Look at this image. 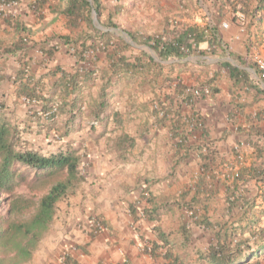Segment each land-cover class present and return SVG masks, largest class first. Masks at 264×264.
I'll list each match as a JSON object with an SVG mask.
<instances>
[{"label":"crops","instance_id":"crops-1","mask_svg":"<svg viewBox=\"0 0 264 264\" xmlns=\"http://www.w3.org/2000/svg\"><path fill=\"white\" fill-rule=\"evenodd\" d=\"M18 1L20 4L14 14L0 18V103L6 105L3 113L14 108L13 113L26 114V105L18 96L20 81L19 78L16 80L17 74L24 69V75L32 81L44 77L45 93L62 76L61 72L55 73L56 69L75 73L83 66L67 50L64 37L75 39L91 32L85 24L75 30L67 29V18L63 14L66 2L52 1L34 9L37 0ZM100 1L105 6L102 20L111 17L119 22L130 16L133 24L128 31L140 36L164 34L165 22H181L195 25L198 30L213 26L218 40L214 44L207 39L199 41L197 50L179 60L163 59L155 49L131 41L126 33L121 36L132 47L126 55L140 56L146 67H150L143 76L132 80L128 75L124 76L120 84L127 86V91L120 94L117 90L111 97L112 108L121 115V130L115 131H118L115 138L125 132L136 138V147L125 158H119L111 151L103 155L100 148L91 151V157L100 159L103 155L104 160L95 174L93 171L90 180H103L86 197L79 194L67 204H59L61 212L56 210L49 231L25 264H60L59 257L68 245L78 247L74 256L80 264H162L159 253L153 257L145 249L153 243L162 244L160 233L170 235L169 243L178 242L183 223L191 229L195 248H204L213 241L208 231L193 222L198 217L191 218L182 206L183 194L200 172V153L205 152L193 149L188 157L180 160L186 151L177 152L168 123L155 124L154 103L158 96L161 97L159 89L167 75H153L156 70L153 62L162 64L165 70L173 65L171 78L178 77L188 85H199L210 91L205 98L195 99L193 106L183 104L181 111L188 116L196 113L203 119L205 132H196L188 144H214L219 156L215 158L217 164L234 161L233 148L241 144L244 164L249 165L254 159L248 141L258 138L257 131L264 132V80L254 62L255 55L264 57V7L256 10L260 0ZM153 16L162 18L158 31L149 25ZM240 16H243L242 22ZM145 18H149L148 22ZM97 27L101 31L108 30ZM155 30L157 32L152 33ZM52 47H58V50L49 57L46 52ZM112 50L99 52L95 66L86 63L94 73L91 79L94 87H89L90 84L85 87L91 96L98 94L103 84L102 74L110 71ZM90 95L85 94L86 99ZM86 109L83 107L84 111ZM131 126L133 134L129 133ZM98 138L102 139L100 135ZM111 141L106 139L104 146L107 148ZM145 186L152 194L154 206L167 205V212L158 222L142 215V210L149 207L140 196L147 192ZM249 186L251 192L256 191L254 182ZM132 204L138 207V219L129 210ZM212 205L224 208L223 196ZM91 216H99L105 223V230L100 235L93 236L84 230L86 220ZM191 262H195V258Z\"/></svg>","mask_w":264,"mask_h":264},{"label":"trees","instance_id":"trees-1","mask_svg":"<svg viewBox=\"0 0 264 264\" xmlns=\"http://www.w3.org/2000/svg\"><path fill=\"white\" fill-rule=\"evenodd\" d=\"M17 2L18 0H0L1 2ZM66 2L63 14L67 18V29L75 30L85 24L90 34L71 39L64 37L63 43L69 51L74 49L73 56L77 63L83 66L75 73H66L59 68L61 78L44 93L43 78L32 81L24 75V69L17 74L20 81L19 98H26L27 106L35 108L29 110L37 118V126L45 129L47 133L55 131L61 138H68L78 132L83 120H88L91 129L108 132L112 124L114 132L121 130V115L112 108V96L117 90L120 94L127 91V86L120 83L126 75L130 80L143 76L146 62L140 56L128 57L126 52L131 51V44L121 36L116 35L112 29H118L111 17L102 20L105 6L100 0H37L36 7L48 3ZM38 4V5H37ZM264 7V0L259 1L256 10ZM243 9V7L241 8ZM5 15L0 18H5ZM96 16L99 24L107 31H101L93 19ZM166 23V32L155 36H140L127 31L129 39L135 43L147 45L157 51L163 59H179L192 54L197 50L198 42L206 40L214 44L218 40V33L213 26L207 25L198 30L195 25ZM20 31V30H19ZM191 37V39H190ZM164 39V40H162ZM182 47H187L183 52ZM112 48L109 58L110 71L101 76L103 84L97 95H90L85 87H94L92 66L96 64L97 54ZM58 47L48 49L46 55L52 57ZM93 50L96 57L88 60L85 53ZM152 61V60H151ZM155 74L164 77L163 87L159 89L154 103L155 124L168 123L170 137L177 152L186 154L180 160L189 156L190 151L199 150L201 156L200 172L194 182L190 184L183 194V211L194 220L197 226L208 231L213 241L204 248H195L193 234L190 227L183 223L180 227V240L169 243L168 236L159 234L162 244L153 243L148 249L151 256L156 253L163 258L162 264H262L264 261V132L257 131V139H249L252 149L253 161L244 164L242 154L233 148V160L216 163L218 151L214 144L203 146H190L188 143L196 132H205L203 119L196 113L185 115L181 111L183 104L193 106L195 97L191 90L200 89L199 85L191 86L181 78H171L172 66L165 70L160 63L153 62ZM85 64V65H84ZM147 68V69H146ZM167 71V72H166ZM55 73H52L55 75ZM26 78V79H24ZM156 78V76H155ZM26 80V81H25ZM115 80V81H114ZM117 84V88L114 86ZM213 89L211 88V93ZM90 95L89 98L85 97ZM22 96V97H21ZM205 95H201L202 98ZM165 97L164 101L162 100ZM4 106V107H3ZM86 106V111L83 107ZM6 105H0V195H8L11 200L7 215H0V264L27 263L38 244L53 224L57 207L60 202L78 193L81 186L86 183V174L82 170L83 156L80 150H59L56 153L41 154L38 151L27 149L22 141L23 131L18 125H13L6 113ZM48 115L47 122L40 121L43 115ZM123 126V124H122ZM93 130V131H94ZM100 135L102 137L103 135ZM136 138L122 132L112 139L108 146L111 153L119 158H125L132 153ZM241 147V144L237 145ZM254 182L256 191L251 192L249 184ZM145 185H147L145 183ZM26 187L28 194H19L17 189ZM141 194L142 200L148 206L142 210L144 218L158 222L167 212V205L154 206L152 194ZM223 196L226 203L224 208L218 209L213 202ZM138 207L130 205L129 210L135 219H138ZM218 209V210H217ZM235 210L238 213L235 214ZM220 217H217V216ZM215 216V218H214ZM239 216V217H238ZM238 217V218H237ZM218 218V219H217ZM159 230V228L157 229ZM195 258V262H191ZM125 264V263H124Z\"/></svg>","mask_w":264,"mask_h":264},{"label":"rangeland","instance_id":"rangeland-1","mask_svg":"<svg viewBox=\"0 0 264 264\" xmlns=\"http://www.w3.org/2000/svg\"><path fill=\"white\" fill-rule=\"evenodd\" d=\"M144 20L145 22H148L149 18H145ZM161 20L162 18L160 19L158 17L153 16L151 17V20L149 21V25L157 30L159 29V27H161V23H162ZM93 21L96 26L101 27V25L99 24V20L96 16H94ZM114 23L118 26V29L117 30L112 29V31L116 35H120V36L124 35V33H126L128 30H131L130 26L133 24L130 16L125 17V19H122V20L120 19L119 22L115 20ZM156 30L153 31L152 33H155L158 31ZM155 35L157 34H153L152 36H155ZM32 109L34 110L35 108L30 109V107L26 105L24 108V111L29 113V110H31L32 112ZM8 110H9L8 112L7 111L5 112L6 115L8 116V119L12 121L13 125L14 124L18 125L19 128L23 131L22 141L24 143V146L27 149L38 151L41 154L56 153L59 150L64 151L68 149L69 147L71 149L80 150V153L83 156V162H82L81 167H82L83 172L86 174L87 181L81 186V188L79 189L76 195L71 196L70 198L65 199L64 201L60 202L59 204H61V206L63 204H67L70 200H73L74 198L79 196V194H82L86 197L89 193H91V191L94 189L96 185L97 186L100 185V181L103 180V178L94 182L90 180V177L93 175V171L95 174L96 171L100 169L102 161L104 160L103 155L110 154L109 148L107 147L108 148L107 149L106 146H104V144L106 142V139L111 140L116 137V134L118 131L114 132V129H113L114 127L112 124L109 126L108 132L106 133V135L105 133L103 135L102 128L96 129V130L91 129L88 125V120L84 119L83 125L78 132L77 131L75 133L73 132L68 138H62V137L60 138L59 135L55 133V131H51L47 133L45 129H41L40 127H38L37 118L32 116L31 113L30 114L28 113L16 114L15 112L14 113L12 112L14 111V108H12L11 110L10 109ZM39 117H41L40 121H43L45 123L48 121L45 115L39 116ZM130 129L131 130H129V133L133 134L134 130L132 126ZM101 134L103 135L102 139H99L98 136ZM99 148H100V152H102L103 154L101 157H99L100 159H97L96 158L97 156L91 157L90 156L91 151H96L97 149L99 150ZM93 159L94 161H96V167L94 168V170H93V166L95 162L93 161ZM17 193L18 195L28 194L25 186H22L20 189H17ZM10 202L11 200L9 199L8 195H4V194L0 195V215L2 216L7 215V209L10 205ZM61 206L58 205L57 207V210H59V212H61ZM57 220H59V217H57ZM200 238L203 239V236ZM262 264H264V261Z\"/></svg>","mask_w":264,"mask_h":264},{"label":"built area","instance_id":"built-area-1","mask_svg":"<svg viewBox=\"0 0 264 264\" xmlns=\"http://www.w3.org/2000/svg\"><path fill=\"white\" fill-rule=\"evenodd\" d=\"M18 4L17 2H12V3H7V2H1L0 3V17H3L5 15H12L14 14L15 10H17ZM239 21H243V16L239 17ZM226 26V25H224ZM160 35L155 36L157 39L159 38ZM191 39V37H190ZM164 40V39H162ZM182 51L186 52L187 47H182ZM69 53L72 55L74 53V49L71 48L69 50ZM85 57L90 60L96 57V54L93 50H88L85 53ZM254 62L259 70V73L264 80V57L261 55H255L254 56ZM192 94L194 97L197 99L198 97H201V95H208L210 91L207 88H200V89H193L191 90ZM24 103H29L26 98L23 99ZM49 114L45 115V117H48ZM242 147L235 146V150L242 154L241 151ZM240 159L243 158V156H239ZM194 219H197V217H193ZM84 230L90 234V235H100L104 230H105V223L104 221L99 217V216H91L86 220V224L84 226ZM78 248L76 245H68L67 247L64 248L62 251L60 257H59V262L60 264H80L76 259H75V254L77 253Z\"/></svg>","mask_w":264,"mask_h":264},{"label":"clouds","instance_id":"clouds-1","mask_svg":"<svg viewBox=\"0 0 264 264\" xmlns=\"http://www.w3.org/2000/svg\"><path fill=\"white\" fill-rule=\"evenodd\" d=\"M24 103V102H23ZM26 105V103H24ZM94 236V235H93ZM78 248V247H77Z\"/></svg>","mask_w":264,"mask_h":264}]
</instances>
